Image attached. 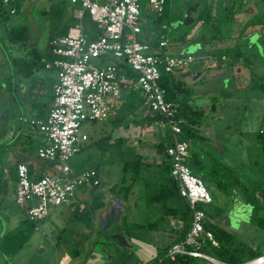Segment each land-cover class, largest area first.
<instances>
[{
	"label": "rangeland",
	"instance_id": "1",
	"mask_svg": "<svg viewBox=\"0 0 264 264\" xmlns=\"http://www.w3.org/2000/svg\"><path fill=\"white\" fill-rule=\"evenodd\" d=\"M59 1L65 8L71 6L67 0ZM219 1L228 4L231 0H168L169 15L160 24H157L165 35L164 47L166 52L160 48H155V50L162 56H177L179 52L174 49L179 51L192 49L189 50L191 53H195L197 48L201 51L212 49L210 55L213 56L214 48L231 45L232 38L219 42L216 39H210V37L226 34L233 36L236 33L235 29L234 31H227L226 26L228 24L224 26L220 22L212 20L202 23L195 21L197 16L191 14L192 10H199L200 12L206 8L212 15L219 8L217 5ZM17 2L21 3V6L18 11L13 13H9L7 5L2 7L0 37H4L3 29L5 27L24 24L28 29L29 40H34L36 48L42 51L46 44L48 47V34L56 22L54 17L47 13L48 5L51 2L48 0H17ZM233 3L234 17L238 20H250L253 17L264 20V0H242L239 9L237 0H234ZM153 16L156 14L149 10L146 0H139L141 32L137 34L138 40L140 37L143 40H148V35H153V28L156 27L152 22ZM212 25H215L218 30H214ZM262 26V28L248 27V32L240 37L241 42L244 41L249 44L245 48L249 51V56L252 59L254 58L252 55L255 56L253 59L255 61L245 64L238 63L232 67L226 65L227 63L224 62L223 58L220 59L216 53L213 58L216 64L220 65L221 63L224 70L219 72L221 73L220 76H217L219 73L216 72L215 77L211 78V74L214 72L209 69L203 74V80H198L195 75L198 64L189 62L185 64L184 81L191 91L189 96H191L192 106L204 111V117L198 126V131L204 139L188 141L190 149L198 152L200 150L202 152H199L201 158L211 156L231 165L236 172H245L244 174L256 176L264 181V151L261 149V140L256 136L257 131L260 130L263 131L262 137H264V102L262 98L264 97V23ZM201 35L203 38L200 37ZM27 49L28 45L25 42L15 43L11 46L6 44V51L11 57H22L26 54ZM92 63L121 65L123 70L117 72L118 77L125 80L130 78V73L127 74L124 69L128 66L120 59L98 57L92 59ZM33 73V76L41 82L37 97L48 101L52 94V85L56 80L55 71L40 68ZM127 75L128 78H125ZM251 75L253 78H260L258 81L263 82V89L250 84ZM224 76H227L226 79L223 78ZM11 79L6 55L0 48V112L8 111L10 124L15 120L14 117L17 113H23L24 117L28 119L31 112L28 107L30 99H24L18 88L16 90L9 89L11 87H8V84ZM189 81H194V83L187 85ZM206 84L211 87L210 90L204 88ZM211 102L214 103V110L209 109ZM121 111L122 109L119 112ZM146 112L147 108L143 105L125 110L121 115V123L115 126L110 121L113 119L112 113L110 118L102 121H84L79 131L86 135V140L78 143L79 150L66 161L71 171L77 172L82 168L93 167L98 172H102L101 185L96 190L105 189L114 183H118V172H123L122 162L136 158L138 153L142 154L141 148L150 150L152 148L150 144L152 135L150 134L155 136L159 134L155 121L148 120L146 123L142 119ZM136 123L138 124L136 125ZM145 132L150 136H147ZM40 135V133H32L30 142L24 150H19L22 136L12 139L8 135L0 137V229L1 225H3L4 230L8 225L4 214L22 217L19 208L22 210L23 208L13 201L14 187L10 177L12 163L18 158L30 155L42 170L45 168L43 162L34 154ZM105 135L111 137L108 142L118 136L129 139L122 145L121 149H118L98 142V139ZM141 139L140 145H136L137 140ZM254 159L260 163V166L253 164ZM155 170L159 171L160 167H149L146 170L141 168L140 172H155ZM45 171L48 172L47 169ZM202 181L213 203L224 210L220 224L233 231L239 239L253 249L264 254V230L247 222L246 206L235 202V198L231 199L230 194L217 189L210 181ZM105 195L109 194L106 193ZM81 226V222L73 220L65 229L63 237L58 243L59 247H55V251L62 250L64 253L63 258L57 264H134L136 261H139L138 264H140V261L147 260L150 256V254L146 255L141 252L127 255L121 251L122 248L117 240H107L100 237V242L96 240L92 243V237L95 236L98 239L99 236L92 234L91 237L86 238L81 231L87 230ZM71 236L73 240L70 239ZM53 237L48 235L44 238L43 228L37 223L29 239L15 257L4 256L0 253V264H45L47 259H49L48 264H56L53 254L49 258V253L56 243ZM67 242L69 247L65 245ZM73 249H76L77 253Z\"/></svg>",
	"mask_w": 264,
	"mask_h": 264
},
{
	"label": "built area",
	"instance_id": "2",
	"mask_svg": "<svg viewBox=\"0 0 264 264\" xmlns=\"http://www.w3.org/2000/svg\"><path fill=\"white\" fill-rule=\"evenodd\" d=\"M1 1L8 6L11 0ZM68 1L76 6L74 23L64 33L49 39L51 60H43L44 69H53L56 75L48 110L41 118H19L42 135L44 143L36 147L35 155L48 165L49 170L35 175L25 163H16L14 203L23 208L29 220L37 221L44 218L51 207L73 201L78 189L99 184L95 169L87 167L72 172L66 161L79 150L78 143L86 140V135L79 131L81 124L106 119L111 110V99L118 93L116 65H97L92 59H120L133 72L132 86L144 97L147 111L160 115L156 121L158 128L169 130L170 143L165 148V159L177 192L190 209L187 231L166 249L163 257L173 260L178 255H188L212 264H229L202 250L204 242L213 243V239L210 231L204 228L208 217L196 205L209 204L212 199L200 176L186 165L188 143L178 138L181 119L175 116L176 104L165 100L164 89L159 85L161 72L171 74L192 57L162 56L149 43L137 39L140 33L139 0ZM146 2L150 11L160 14L164 0ZM8 11L13 13V8ZM84 14L94 25L91 38L82 28ZM156 46L164 47L165 40H160ZM160 261L158 258L146 264H160ZM239 264H264V254Z\"/></svg>",
	"mask_w": 264,
	"mask_h": 264
},
{
	"label": "trees",
	"instance_id": "3",
	"mask_svg": "<svg viewBox=\"0 0 264 264\" xmlns=\"http://www.w3.org/2000/svg\"><path fill=\"white\" fill-rule=\"evenodd\" d=\"M241 1L242 0H237L238 9ZM3 5L4 4H2V1L0 0V16L2 14ZM20 6L21 3L17 2V0H11L8 3V7L13 8V12L18 11ZM64 8L65 7H63L62 2L60 1H55L48 5L47 13L49 14V16H53L56 20L55 24H53L50 29L48 39L53 38L55 34L60 35L64 33L67 27L74 23L73 19H71V21L70 19H65ZM234 13L235 10L234 12H232V10L230 9L226 13L215 11L211 15V12L205 8L197 14V18L195 20L201 23L207 20H212L214 22H220V24L224 26L228 24L226 26L227 31H234L235 29L236 33L233 36L231 34H226L210 37V39H216L219 42H223L225 39H233L231 45H226L219 48L217 47L212 51L213 57L217 53V55L224 57V61L227 63L226 65L232 67H234L238 63L245 64L246 62L254 61L249 56V51L245 48L246 45L244 41H240V37L245 35L248 32L249 28H262V24L264 23V20L255 17L251 18L250 20H238L234 17ZM166 18L167 0H164L160 14L153 16L152 22L155 24H160V22H162V20H165ZM68 21H70L69 24ZM212 27L214 28V30H218L215 25H212ZM3 36L4 37H0V48L6 55L7 63L9 64L10 68V76L12 77L11 81L8 84V87H13V78L16 74H20L23 77H28L35 70L44 68L43 60H51V55L48 49L42 51L38 50L35 46V41L29 40L28 29L26 25L18 24L5 27L3 29ZM200 37L203 38V35H201ZM19 42H25L28 45L26 54L22 57H11L6 51V44L11 46ZM127 70L130 72V77H132L131 81H133V72L129 68H127ZM259 79L253 78V76L251 75L250 84H254L262 88L263 82L258 81ZM159 85L164 89L165 100L171 101L176 104L175 116L181 119V130L178 134V138L187 141V143L188 141L191 142L192 140H203L204 138L198 131V126L201 119L204 117V111L189 104L188 100L191 92L189 88L182 81L174 80L172 79L170 74H166L163 72H161L160 74ZM262 98L264 102V97ZM36 104L37 109L39 108V110H41L46 105L45 103ZM140 105L145 106L144 97L137 89L131 88L123 97L120 107L123 110H130ZM214 107V103L211 102L209 109L214 110ZM45 114L37 115V118H41ZM142 118L146 121L152 120L156 122L161 117L158 114H150L147 111ZM120 120L121 116H116L113 117V119H111L110 121L111 123H116ZM4 135L5 128L2 127V131H0V137ZM256 136L261 140H259L260 142H262L261 149L264 151V137H262L263 131H257ZM108 140L109 135H105L104 137H100L98 139V142H103L110 145L111 147H116L118 149H120L123 142V138L120 137L114 138L110 142H108ZM169 143L170 133L169 130L165 128L161 132L160 140L153 146L155 152L162 158V160L159 162V172H163L164 175L163 189H160L158 192L152 194V199L162 200L168 197H174L175 199H177L179 207L175 210H172V213L177 215L183 223V234L178 239L180 240L188 229L190 221V209L187 201L183 197L179 196L176 183L172 180L169 174V163L167 159H165V148ZM188 150L189 156L186 158V165L189 167V169L194 174L200 176L201 180L210 181L217 189L230 194L231 199L235 198V202L246 206L247 222L258 229L264 230V181L256 176L244 174L245 172H236L234 167H232L231 165H228L225 162L217 160L211 156L205 157L207 159L201 158L199 154L200 150L198 152L194 149H190L189 144ZM143 163V160L137 156L136 158L131 160H124L121 164V168L123 172H131L130 178L131 180H134L137 172H140ZM253 164L260 166V163L256 159L253 160ZM15 165L10 168V172H13L12 177H15ZM95 170L96 172H98L97 169ZM196 207L202 209L208 217V220L204 224V228L210 231L213 239V243L209 241L204 242L202 250L205 253L217 260L229 264H239L249 258H252L253 256L260 254L259 251L253 249L247 243L239 239L233 231L220 224L221 217L224 213V210L221 207L213 204L212 202L206 205L197 204ZM35 225L36 221L26 219L16 227L4 232L0 236V253L4 256L15 254L22 246V244L32 234ZM171 244L172 243H169L163 248L158 249L156 254L147 262L161 258L160 264H212L207 260L191 257L188 255H178L173 260L164 258V253ZM147 262H145L144 264H146Z\"/></svg>",
	"mask_w": 264,
	"mask_h": 264
},
{
	"label": "crops",
	"instance_id": "4",
	"mask_svg": "<svg viewBox=\"0 0 264 264\" xmlns=\"http://www.w3.org/2000/svg\"><path fill=\"white\" fill-rule=\"evenodd\" d=\"M48 2L52 3L55 1L48 0ZM233 2L234 0H231L230 3L227 4L223 2L221 3V1H219V8L217 9V11L226 13L231 9L232 12H234ZM70 5L71 6L64 8V16L66 20L70 19L71 21V19L74 20L73 14L75 13L76 6L72 4ZM191 12V14L197 16L199 10H192ZM168 15L169 12L167 10V16ZM70 21H68V24L70 23ZM81 22L84 33L89 38L93 37L94 25L90 18L86 14H84L81 18ZM153 24L157 27L153 28V35H148V40H143L140 37V41L149 43L152 48H157V43L160 40H163L165 38V35L164 33H162L161 28L158 27L159 25L155 23ZM56 35L59 34H55L54 36ZM244 43L245 45H249L246 42ZM46 49H48L47 44L45 49L43 50ZM160 50L166 52L165 47L160 48ZM174 50L179 52V50L177 49ZM196 50L197 51H195V53L190 52L192 54V60L190 62L198 64L196 68L197 72L195 73L198 80H203V74L205 72H208L209 69L214 72L211 75H215L216 72L218 74L219 72L224 71L221 63L220 65L216 64L215 59L212 55H210V50L204 49L201 51L199 48H197ZM219 57L220 59L223 58L224 60V57ZM252 57L255 58V56L253 55ZM185 67L186 66L176 69L170 75L172 79L182 81L186 85V82L184 81V73H186V71H184ZM116 68L117 72L119 70H123V67L121 65L116 64ZM124 69L127 74L130 73L126 67ZM33 75L34 73L29 75L28 77H23L20 74H16L13 78L14 85L11 88L12 90H16V88H18L20 90V94H22V97L24 99H30V102L28 103V107L31 110V112L29 113L30 118L45 114L51 101V95L48 101H44L37 97L40 92L41 82ZM125 78H128V75L125 76ZM131 79L132 77H130L129 80L118 77V93L111 99V110L107 118H110L111 113L113 117H116L121 116L122 112L125 111L120 107V105L127 91L133 88V81H131ZM193 83L194 81H189L187 85ZM17 84H19V86H17ZM204 88H208L209 90L211 89L208 84H206ZM42 93L43 92L41 91V94ZM188 101L192 106L191 96H189ZM36 103H45L46 105L41 110H39V108L37 109ZM120 109H122L121 112H119ZM24 116L25 115L23 113H17L14 117L15 120L10 124L8 111L4 110L0 112V131H2V127H4L5 135H8V137L11 139L14 137L17 138L19 136H22L23 139L20 142L21 145H19V150L26 149L28 143L30 142L32 133H39L33 126L27 125L19 120V118H23ZM145 122L148 123V121L146 120ZM120 123L121 121L112 123V125L115 126L119 125ZM137 124L138 123H136V125ZM161 132L162 130L159 129L158 135L155 136L154 134H150L152 135L150 142L152 148L150 150L147 148H141L142 154H137V156L143 160L144 163L141 168H145V170L149 167H159V162L162 160V158L155 152L153 148L154 144L160 140ZM145 134H147V132H145ZM150 135L147 134V136ZM41 136L42 135H40L39 142L36 147L44 143V139ZM118 137L123 138L122 145L125 144L126 141H128L127 139H129L128 137L124 136ZM110 138L111 137L109 135V139ZM141 141L142 139L137 140V142L135 141V144L140 145ZM18 162L25 163L30 170L35 171V175L44 173V170L46 169L49 170L48 165L43 161L42 162L45 165V168L42 170L30 155L18 158L17 161L12 163V165L14 166ZM12 173L13 172H10V177L12 179L14 187L15 177H12ZM97 174L99 184L96 187L86 186L84 188L78 189L73 201L51 207L48 210V214L44 218L36 221V225L37 223H39L40 227L43 228L44 238L48 235L51 238L54 236L53 238L56 243L53 245L54 248L49 253V258L53 254V259L55 260L56 264L63 258L64 253L62 252V250L55 251V247H59L58 243L62 239L65 229L73 220L81 222V227L84 230H87L81 231L86 238L91 237L92 234H97L99 236L98 239L93 236L91 239L92 243L96 242V240L100 242V237H103V239L107 240H117L122 248L121 251L125 252V254L127 255L134 252H141L146 255L150 254L148 259L140 261V264H144L149 259H151L156 254L158 249L163 248L169 243L176 242L182 236V220L177 215L172 213V210H175L179 207L177 199H175L174 197H168L162 200L152 199V194L158 192L160 189H163V172H159L156 170L155 172H137L134 180H131L130 178L131 172H118V183H114L105 189L102 188L99 190H96V188L101 185V175L103 174L102 172H97ZM106 193L109 195H105ZM213 204L217 205L216 203ZM19 209L22 212V217H18V215L14 216L13 214H4L5 212L3 213L7 218L6 221L8 225L5 230L3 229V225H1L0 236L4 232L19 225L23 220L28 219L23 210L21 208ZM70 239L73 240L72 236L70 237ZM26 241L22 244V246L15 254L10 256L15 257L21 251ZM65 245L66 247H69L68 242ZM73 250L75 253H77L76 249ZM48 260L49 259H47L45 264H48ZM138 263L139 261L134 262V264Z\"/></svg>",
	"mask_w": 264,
	"mask_h": 264
},
{
	"label": "water",
	"instance_id": "5",
	"mask_svg": "<svg viewBox=\"0 0 264 264\" xmlns=\"http://www.w3.org/2000/svg\"><path fill=\"white\" fill-rule=\"evenodd\" d=\"M189 50H192V49H183L182 51H179V54L177 55V57H179V58H186L187 56H190V57H191L192 54L189 52ZM189 62H190V61H184L182 67H184L185 64H186V63H189ZM217 76H220V74L217 75ZM226 77H227V76H224L223 78L226 79ZM211 78H214V75H211Z\"/></svg>",
	"mask_w": 264,
	"mask_h": 264
}]
</instances>
